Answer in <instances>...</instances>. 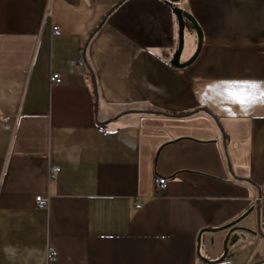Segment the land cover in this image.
Returning a JSON list of instances; mask_svg holds the SVG:
<instances>
[{"label":"crops","instance_id":"crops-1","mask_svg":"<svg viewBox=\"0 0 264 264\" xmlns=\"http://www.w3.org/2000/svg\"><path fill=\"white\" fill-rule=\"evenodd\" d=\"M225 82L264 86V0H0V264H264V89Z\"/></svg>","mask_w":264,"mask_h":264},{"label":"water","instance_id":"water-1","mask_svg":"<svg viewBox=\"0 0 264 264\" xmlns=\"http://www.w3.org/2000/svg\"><path fill=\"white\" fill-rule=\"evenodd\" d=\"M172 1H177V0H172ZM172 10L175 14L176 21H177V46H176V49L172 55L170 62L174 65H178V64H183L181 62H178V57H179V54L181 52L182 45H183V28H184V25L186 23L185 20L191 24V26L193 27V29L196 33V37H197V47L196 48H198V46L200 44L201 32H200L198 25L196 24L194 19L191 17V15L187 11L182 10L178 6L173 7ZM258 194H260V193H258ZM250 210H251V207L246 209L244 212H242L240 215H238L237 217H235L231 221L227 222L224 225H221L220 227L206 228V230H217L219 228H227V230L223 236V239H222V252L217 258L212 259V260H208L206 257L202 256L199 253L198 248H197L196 253H197L198 257L200 259H202L203 261H218V260L222 259V257L226 254V245L233 238H236L240 234V233L238 234V233H231V232H233L234 230H237V229H239V230H250L249 227H247L246 225H241V224L236 225V223L239 220L243 219L248 214V212ZM256 218H258V211H256ZM257 222H258L257 223V226H258L257 229L261 233L259 221H257ZM199 236H200V233H198V235H197V246H198V242H199Z\"/></svg>","mask_w":264,"mask_h":264},{"label":"built area","instance_id":"built-area-1","mask_svg":"<svg viewBox=\"0 0 264 264\" xmlns=\"http://www.w3.org/2000/svg\"><path fill=\"white\" fill-rule=\"evenodd\" d=\"M56 25H53L52 28L56 29ZM81 49L79 50L78 55L74 58V61L77 63H82V57H81ZM49 82H59L60 81V75L57 71H51L48 75ZM55 173V167L54 165H50L49 167V175L52 177ZM166 182L167 177L166 176H159L156 175L153 178V193L154 195H162L164 191L166 190ZM264 185V182H263ZM264 197V192L261 194H258L255 196V199L259 200L260 198ZM36 206L37 207H44L46 205V199L42 197V195L37 194L34 196ZM261 224H264V220L261 222Z\"/></svg>","mask_w":264,"mask_h":264},{"label":"snow or ice","instance_id":"snow-or-ice-1","mask_svg":"<svg viewBox=\"0 0 264 264\" xmlns=\"http://www.w3.org/2000/svg\"><path fill=\"white\" fill-rule=\"evenodd\" d=\"M229 85H232L233 87L235 88H238V89H246V88H256V89H264V86L260 85V84H257L255 82H225ZM233 97L237 100V101H241L242 102V98L239 94V92H233ZM258 99L261 101V102H264V90H262L259 94V97Z\"/></svg>","mask_w":264,"mask_h":264},{"label":"trees","instance_id":"trees-1","mask_svg":"<svg viewBox=\"0 0 264 264\" xmlns=\"http://www.w3.org/2000/svg\"><path fill=\"white\" fill-rule=\"evenodd\" d=\"M96 28L97 27H95L91 32H90V34L94 31V30H96ZM157 112H161V113H164L165 111H157ZM170 114H178V115H180V114H183V113H177V112H171ZM263 225V224H262Z\"/></svg>","mask_w":264,"mask_h":264}]
</instances>
